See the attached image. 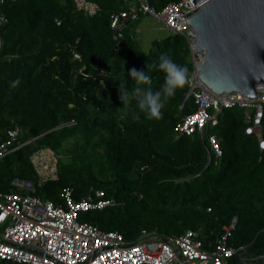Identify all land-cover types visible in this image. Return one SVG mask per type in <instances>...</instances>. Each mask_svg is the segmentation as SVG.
<instances>
[{"label": "trees", "instance_id": "obj_1", "mask_svg": "<svg viewBox=\"0 0 264 264\" xmlns=\"http://www.w3.org/2000/svg\"><path fill=\"white\" fill-rule=\"evenodd\" d=\"M90 1L101 8L95 15L79 10L75 0L0 3V143L16 127L26 142L0 159V192L15 191L16 178L38 182L31 155L51 147L60 156L59 177L37 187L40 197L61 202L70 187L78 200L97 189L115 200L82 213L81 221L118 231L129 242L143 230L172 236L191 229L207 246L237 219L228 243L238 252L229 264L264 258V149L246 133L244 108H223L218 124L208 128L222 150L211 159L202 133L176 130L196 108L186 98L195 70L188 37L169 32L143 52L132 26L140 18L119 40L111 26L112 15L132 0ZM174 1L148 0L158 12ZM164 53L187 67L188 83L158 119H147L134 100L123 108L118 79L125 76L131 87L128 72L136 68L149 71L150 86L159 88L164 73L156 63ZM261 127L264 139V112Z\"/></svg>", "mask_w": 264, "mask_h": 264}, {"label": "built area", "instance_id": "obj_2", "mask_svg": "<svg viewBox=\"0 0 264 264\" xmlns=\"http://www.w3.org/2000/svg\"><path fill=\"white\" fill-rule=\"evenodd\" d=\"M206 1L176 0L158 12L148 0H132L128 9L112 15L114 39L123 38L124 29L131 22L148 15L160 21L169 32L184 34L190 41L189 14ZM75 2L88 15H95L101 9L90 0ZM4 21L0 15V25ZM2 43L0 35V50ZM257 89L255 99L240 93L217 95L203 86L194 71L186 98L192 97L196 108L178 123L176 130L180 135L202 133L211 157L219 158L222 156L219 141L208 128L218 124L223 108L238 105L244 108L249 122L246 133L255 134L264 149L261 128L264 83ZM20 135L19 127L8 130V137L0 143V159L26 144L20 142ZM59 157L51 147L38 148L31 155L38 182L16 178L12 182L15 191L0 192V260L20 264H229V258L238 252L228 243L237 219L224 227L217 241L207 246L199 231L191 229L172 236L143 230L136 241L129 242L118 231H104L98 225L81 221L82 213L103 210L115 204V200L106 197L101 189L78 200L70 187L63 190L61 202L40 197L37 187L59 177Z\"/></svg>", "mask_w": 264, "mask_h": 264}, {"label": "water", "instance_id": "obj_3", "mask_svg": "<svg viewBox=\"0 0 264 264\" xmlns=\"http://www.w3.org/2000/svg\"><path fill=\"white\" fill-rule=\"evenodd\" d=\"M188 24L194 71L203 86L217 95L257 98L264 83V0H208L189 14Z\"/></svg>", "mask_w": 264, "mask_h": 264}, {"label": "clouds", "instance_id": "obj_4", "mask_svg": "<svg viewBox=\"0 0 264 264\" xmlns=\"http://www.w3.org/2000/svg\"><path fill=\"white\" fill-rule=\"evenodd\" d=\"M156 68L164 73L163 83L157 89H153L150 86L152 77L149 71L145 72L143 70H137L136 68L129 70L128 76L134 81L131 87L128 86L125 76L122 79H118L120 81L119 98L123 103V108L127 107L134 100L139 111L147 119H158L162 117V109L166 102L176 94L178 89L188 83L189 75L187 67L178 64L167 53L160 55L156 63Z\"/></svg>", "mask_w": 264, "mask_h": 264}, {"label": "rangeland", "instance_id": "obj_5", "mask_svg": "<svg viewBox=\"0 0 264 264\" xmlns=\"http://www.w3.org/2000/svg\"><path fill=\"white\" fill-rule=\"evenodd\" d=\"M137 25L140 26L141 31L137 33L136 37L143 52L149 51L154 39L167 35V31L158 29L160 22L151 16L144 15L137 22L132 24L134 27Z\"/></svg>", "mask_w": 264, "mask_h": 264}, {"label": "crops", "instance_id": "obj_6", "mask_svg": "<svg viewBox=\"0 0 264 264\" xmlns=\"http://www.w3.org/2000/svg\"><path fill=\"white\" fill-rule=\"evenodd\" d=\"M154 19H155V18H154ZM157 21H158V20H157ZM159 22H160V21H159ZM134 28H135L134 32H135V34L137 35V33H138L139 31H141V28H140L139 25H137V26L134 27ZM158 29H160V30H164V31H167V34L169 33V30H167L161 22H160V25L158 26Z\"/></svg>", "mask_w": 264, "mask_h": 264}, {"label": "bare ground", "instance_id": "obj_7", "mask_svg": "<svg viewBox=\"0 0 264 264\" xmlns=\"http://www.w3.org/2000/svg\"><path fill=\"white\" fill-rule=\"evenodd\" d=\"M4 12V11H3Z\"/></svg>", "mask_w": 264, "mask_h": 264}]
</instances>
